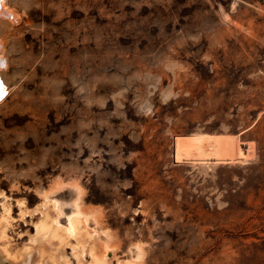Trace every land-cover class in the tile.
Listing matches in <instances>:
<instances>
[{"label":"rangeland","instance_id":"1","mask_svg":"<svg viewBox=\"0 0 264 264\" xmlns=\"http://www.w3.org/2000/svg\"><path fill=\"white\" fill-rule=\"evenodd\" d=\"M6 4L9 248L74 187L107 264H264V0Z\"/></svg>","mask_w":264,"mask_h":264},{"label":"bare ground","instance_id":"2","mask_svg":"<svg viewBox=\"0 0 264 264\" xmlns=\"http://www.w3.org/2000/svg\"><path fill=\"white\" fill-rule=\"evenodd\" d=\"M0 17H6L13 22L17 18L16 13L6 4V0H0ZM3 51V43L0 40V71L2 67L7 68ZM1 81L0 98L6 91ZM0 194L3 193L0 192ZM43 195L41 203L35 208V210H39L40 215L35 221L34 233L30 235L27 243L16 249L9 248L6 229L12 224L13 217L10 214L11 204L3 196L0 212L1 256L5 260H10L11 264H107L103 249H99V252L94 242L96 227L91 230L85 224V221H89V215L84 212V209H81L82 204L76 189L68 187L62 192L52 191L43 193ZM54 198L59 201H53ZM18 206L22 217L27 213V207L22 201H18ZM74 212L81 216L78 214L70 216ZM64 213L67 214L65 218L63 217ZM59 223L63 225L60 226ZM66 246H69L74 261L66 253ZM86 256L88 260L85 259ZM136 258L137 256H133L124 261L120 260L118 263L116 261V264H138Z\"/></svg>","mask_w":264,"mask_h":264},{"label":"water","instance_id":"3","mask_svg":"<svg viewBox=\"0 0 264 264\" xmlns=\"http://www.w3.org/2000/svg\"><path fill=\"white\" fill-rule=\"evenodd\" d=\"M1 263V262H0ZM2 264V263H1ZM3 264H5V263H3Z\"/></svg>","mask_w":264,"mask_h":264}]
</instances>
